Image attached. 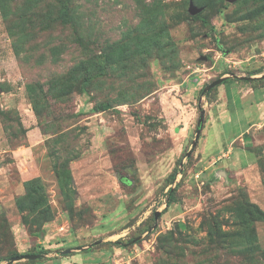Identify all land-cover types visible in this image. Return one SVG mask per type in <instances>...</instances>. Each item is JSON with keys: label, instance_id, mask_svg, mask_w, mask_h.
I'll use <instances>...</instances> for the list:
<instances>
[{"label": "rangeland", "instance_id": "rangeland-1", "mask_svg": "<svg viewBox=\"0 0 264 264\" xmlns=\"http://www.w3.org/2000/svg\"><path fill=\"white\" fill-rule=\"evenodd\" d=\"M193 1L0 0V264H264V0Z\"/></svg>", "mask_w": 264, "mask_h": 264}, {"label": "trees", "instance_id": "trees-1", "mask_svg": "<svg viewBox=\"0 0 264 264\" xmlns=\"http://www.w3.org/2000/svg\"><path fill=\"white\" fill-rule=\"evenodd\" d=\"M58 3L60 4V10L58 13V20L62 23V24H74V7H73V0H57ZM190 2V0H189ZM204 10V9H203ZM203 10L196 14L195 16L197 18L200 17V14L203 12ZM205 21V20H204ZM116 57H121V55H110V53H106L103 52L102 56H100V58L98 59V69L99 72L98 74L96 73V75L99 76H105L106 74H108V66L109 64H111L114 59ZM95 75V76H96ZM264 79V76L260 77V79ZM93 80V77L91 75H87L85 78V82L87 85H89ZM259 80V79H256ZM225 81H229V78L225 79L223 82ZM203 92V89L202 91ZM113 106L111 105L110 102L104 101V102H100V103H96L94 106V110L96 112H103V111H107L112 109ZM59 169H61V177L63 178H67L68 180L71 178L70 176V172L68 169H66L65 167H62L61 165L58 167ZM68 175H65L67 173ZM177 172L174 171L171 176L172 179L174 180L176 177ZM66 187V185H63V189ZM43 188L42 184L40 183V180L38 178L33 179V180H29L26 182L25 184V194L20 196L18 198V207L21 210H28L31 213H37V217L38 220H44V219H48L49 217L47 216L50 213V209L47 206V202H46V196L43 194V192H40V190ZM68 191H70L69 189L65 190L66 193H68ZM173 201V190H169V195H168V200H167V207L170 206L171 202ZM259 216L260 219L264 218V212L261 211L260 209H258L256 217ZM136 238H131L128 241H124L123 239H119L116 241H108L107 243L109 245H115L117 247H126L129 244L135 243ZM32 255V254H31ZM14 256H21L19 255V253H15L12 258H14ZM10 258V259H12Z\"/></svg>", "mask_w": 264, "mask_h": 264}, {"label": "water", "instance_id": "water-1", "mask_svg": "<svg viewBox=\"0 0 264 264\" xmlns=\"http://www.w3.org/2000/svg\"><path fill=\"white\" fill-rule=\"evenodd\" d=\"M229 1H235V0H229ZM203 9H204L203 7H198V6L194 3L193 0H190L189 12H190L192 15H196V14L200 13ZM252 78H254V77H242V79H245V80H250V79H252ZM224 80H225V77H224V78H220V79H218L217 81L212 82V83L208 86V89H211V88H213L214 86H217V85L221 84ZM202 122H203V113H202V116H201L200 119H199V123H198V125H201ZM199 137H200V128H199L198 131H197L196 140H195L194 145H193L194 147L196 146L197 141L199 140ZM194 147H193V148H194ZM159 215H160V212L157 211V212L155 213V217L158 218ZM30 257L33 258V257H35V255H30Z\"/></svg>", "mask_w": 264, "mask_h": 264}, {"label": "crops", "instance_id": "crops-1", "mask_svg": "<svg viewBox=\"0 0 264 264\" xmlns=\"http://www.w3.org/2000/svg\"><path fill=\"white\" fill-rule=\"evenodd\" d=\"M263 114V112L261 113V115ZM251 127V126H250ZM246 132H248V129L246 128L245 130H243L238 136H246Z\"/></svg>", "mask_w": 264, "mask_h": 264}]
</instances>
